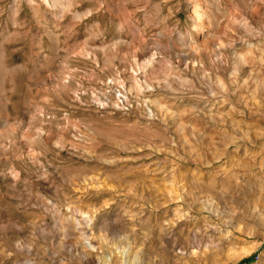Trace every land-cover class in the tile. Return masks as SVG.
Instances as JSON below:
<instances>
[{
	"label": "rangeland",
	"instance_id": "rangeland-1",
	"mask_svg": "<svg viewBox=\"0 0 264 264\" xmlns=\"http://www.w3.org/2000/svg\"><path fill=\"white\" fill-rule=\"evenodd\" d=\"M201 1L0 0V264H264V0Z\"/></svg>",
	"mask_w": 264,
	"mask_h": 264
},
{
	"label": "bare ground",
	"instance_id": "bare-ground-1",
	"mask_svg": "<svg viewBox=\"0 0 264 264\" xmlns=\"http://www.w3.org/2000/svg\"><path fill=\"white\" fill-rule=\"evenodd\" d=\"M192 1H194V3H195V10H194V14H193V17H194V19L196 20V21H198V22H206L211 16H210V12H212V11H207L206 9H207V7L205 6V4H204V6H203V2L201 1V0H192ZM204 1V0H203ZM206 8V9H205ZM208 10H210V9H208ZM212 15V14H211ZM213 16H214V14H213ZM212 19V18H211ZM199 24V23H198ZM205 25V24H204ZM200 26V25H199ZM202 26V25H201ZM149 61V60H148ZM147 64V63H146Z\"/></svg>",
	"mask_w": 264,
	"mask_h": 264
}]
</instances>
